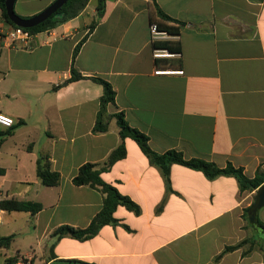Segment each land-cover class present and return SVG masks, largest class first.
Instances as JSON below:
<instances>
[{"label": "crops", "instance_id": "obj_1", "mask_svg": "<svg viewBox=\"0 0 264 264\" xmlns=\"http://www.w3.org/2000/svg\"><path fill=\"white\" fill-rule=\"evenodd\" d=\"M55 1L16 0L15 12L32 18ZM97 5L90 0L76 18L34 34L29 50L3 49L0 113L15 124L0 126V134L10 132L0 136V202L33 201L43 209L35 216L0 209V235L14 236L0 248V264L15 256L27 264H264V232L244 219L258 190L242 192L233 177L208 180L178 164L168 190L161 169L130 138L126 158L102 178L141 215L119 206L117 223L85 242L62 238L51 257L55 230L85 229L103 208L102 192L73 179L121 144L119 113L156 153L176 150L221 168L232 163L248 178L264 171V0H106L99 21ZM158 10L175 20L179 34L157 42L180 43V54L155 56L150 27L166 23ZM0 22L8 23L1 8ZM73 70L84 78L68 82ZM93 78L116 93L108 131L100 134L94 127L104 87ZM42 155L61 175L58 186L38 177ZM257 213L264 223V207Z\"/></svg>", "mask_w": 264, "mask_h": 264}, {"label": "trees", "instance_id": "obj_2", "mask_svg": "<svg viewBox=\"0 0 264 264\" xmlns=\"http://www.w3.org/2000/svg\"><path fill=\"white\" fill-rule=\"evenodd\" d=\"M6 0H0V8L3 11L6 21L14 25L8 18L5 6ZM90 0H70L68 1L55 15L49 18L46 22L40 24L37 27L27 29L32 34L44 32L48 29L56 28L58 25L65 23L71 19L76 18L80 13L88 6ZM156 2L157 0H152ZM106 0H98L97 12L98 21L103 17L105 12ZM159 16L166 23L157 24L158 29L161 32H165L168 35H178L179 26L174 25L175 20L164 14L161 10H158ZM23 18V17H22ZM27 19V18H24ZM168 23V24H167ZM97 24V21L90 26V30ZM82 44H79L74 51V59L78 55ZM154 50L162 49L167 50L170 53H181L180 43L172 42H154ZM84 77L73 70L72 78L68 82H74L83 79ZM93 80L104 87V94L100 102V110L98 113L96 125L94 127V133L100 134L108 131L109 123L112 118L108 114V105L115 102L116 93L113 90L111 84L100 78H93ZM117 119V124L120 129L121 144L115 149L108 160L104 163H87L80 167L77 175L73 179V183L76 186H89L104 194L103 208L92 220L91 224L85 228H75L69 225L59 227L52 234V238L55 240L51 247V257L55 258L53 253L55 244L64 237H71L75 240L85 242L94 238L100 231V229L106 225L115 224L117 220L114 214L119 206L125 207L128 211L139 216L142 213L141 207L135 203L130 197L122 195L118 189L108 183H106L102 174L108 172L115 163L126 158L127 150L125 140L130 138L134 140L144 155L150 160V162L161 169L165 178L168 190H170V171L174 164L182 165L192 170L202 172L208 180H215L219 177H233L237 180L239 188L244 191H256L264 186V171L259 170L254 178H248L243 168H237L232 163H228L226 167H219L213 162H208L201 159H186L181 152L171 150L163 154L156 153L152 150L149 144V137L143 132L132 128L126 121L123 113H119L114 116ZM10 132L1 133L0 136L4 137L9 135ZM1 146V140H0ZM5 170L0 168V175H4ZM37 175L42 181L43 185L48 187L58 186L61 180V175L54 171L52 163L48 155H42L37 162ZM257 198V197H256ZM255 204V203H254ZM254 204L244 210V219L248 224L260 228L264 232V223L259 219L257 211L255 212ZM164 202L158 207L157 213L163 210ZM0 209L7 212H26L35 216L42 211L43 206L39 202L33 201H21L17 199H5L0 202ZM254 217V220L252 218ZM128 228V227H127ZM14 241V236H1L0 235V248H9ZM249 240H244L236 246L227 247L224 252L217 257L221 258L224 254L240 249ZM19 257H11L7 259L6 264H17ZM22 261L27 264L24 259ZM66 263L77 262L75 260H61ZM79 264H82L78 262Z\"/></svg>", "mask_w": 264, "mask_h": 264}, {"label": "built area", "instance_id": "obj_3", "mask_svg": "<svg viewBox=\"0 0 264 264\" xmlns=\"http://www.w3.org/2000/svg\"><path fill=\"white\" fill-rule=\"evenodd\" d=\"M150 30L154 42H157L160 40V38H164L168 35L165 32H161L158 29L157 24H152ZM33 37L34 34H32L27 29L17 27L9 23L4 24L3 22H0V40L5 41V45H3L2 43L0 44V58L3 53L4 47L7 45L9 47H19L27 50L31 49ZM167 55H169L167 50H155L156 57ZM14 124L15 122L11 117L0 113V126H3L5 128H12ZM17 264H23V262L19 261Z\"/></svg>", "mask_w": 264, "mask_h": 264}, {"label": "water", "instance_id": "obj_4", "mask_svg": "<svg viewBox=\"0 0 264 264\" xmlns=\"http://www.w3.org/2000/svg\"><path fill=\"white\" fill-rule=\"evenodd\" d=\"M68 1L70 0H56L48 8L39 13L38 15L24 19L18 16L15 12L16 0H6V12L10 21L17 27L24 29H31L39 26L40 24L46 22L49 18L55 15ZM255 212L264 207V186L260 188L257 192V198L254 204ZM254 220V217L252 218Z\"/></svg>", "mask_w": 264, "mask_h": 264}, {"label": "rangeland", "instance_id": "obj_5", "mask_svg": "<svg viewBox=\"0 0 264 264\" xmlns=\"http://www.w3.org/2000/svg\"><path fill=\"white\" fill-rule=\"evenodd\" d=\"M96 18H97V17H96ZM96 18H95V19H96ZM90 20H93V18L91 17Z\"/></svg>", "mask_w": 264, "mask_h": 264}]
</instances>
